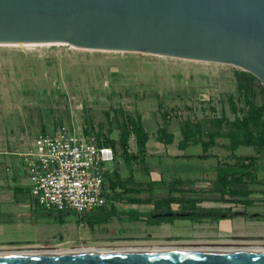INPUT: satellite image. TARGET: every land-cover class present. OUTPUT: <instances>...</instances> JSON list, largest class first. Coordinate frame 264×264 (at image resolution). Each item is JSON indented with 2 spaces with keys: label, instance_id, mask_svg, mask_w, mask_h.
<instances>
[{
  "label": "rangeland",
  "instance_id": "1",
  "mask_svg": "<svg viewBox=\"0 0 264 264\" xmlns=\"http://www.w3.org/2000/svg\"><path fill=\"white\" fill-rule=\"evenodd\" d=\"M240 71L229 64L87 50L65 43L0 44V248L92 250L141 244L185 246L183 241L263 244L264 134L241 132L238 140L250 143L234 145L223 135L209 138L214 126L206 123L224 118L238 124L246 116L249 97L234 80V73ZM253 88L255 101L263 103L257 80ZM137 118L140 130L135 126ZM187 122H199L201 130L196 133L197 143L184 144L182 154L179 124ZM68 123L112 147L115 156L106 182L119 191L120 182L127 188L138 181L151 184L152 194H162L168 181L181 179L193 181L195 191L186 193L188 197L217 194L210 185L221 170L240 175L250 195L262 200L246 206L202 201L195 205L230 207L235 217L195 222L172 217L188 202L178 193H173L176 200L160 221L149 217L158 201L155 197L139 203L128 197L106 206L104 210L120 212L99 222L72 211L41 210L27 196L16 156L5 157L2 152H22L35 136ZM168 133L169 149L158 140ZM143 134L146 140L140 148L136 141ZM133 211L136 221L127 218Z\"/></svg>",
  "mask_w": 264,
  "mask_h": 264
},
{
  "label": "water",
  "instance_id": "2",
  "mask_svg": "<svg viewBox=\"0 0 264 264\" xmlns=\"http://www.w3.org/2000/svg\"><path fill=\"white\" fill-rule=\"evenodd\" d=\"M65 43L229 64L264 94V0H0V44ZM0 250V264H264V246Z\"/></svg>",
  "mask_w": 264,
  "mask_h": 264
},
{
  "label": "built area",
  "instance_id": "3",
  "mask_svg": "<svg viewBox=\"0 0 264 264\" xmlns=\"http://www.w3.org/2000/svg\"><path fill=\"white\" fill-rule=\"evenodd\" d=\"M17 155L29 199L41 210L88 215L118 202L106 182L113 149L72 123L35 136Z\"/></svg>",
  "mask_w": 264,
  "mask_h": 264
},
{
  "label": "trees",
  "instance_id": "4",
  "mask_svg": "<svg viewBox=\"0 0 264 264\" xmlns=\"http://www.w3.org/2000/svg\"><path fill=\"white\" fill-rule=\"evenodd\" d=\"M234 80L236 82L237 88L243 91V95L249 97V111L246 116L242 117L239 120V123L228 121L224 118L208 120V126H214L213 132L209 134V138L217 136H226L230 141L235 145H247L250 142H242L238 140V134L244 132L246 135H252L254 131H261L264 134V120L261 119V113L264 112V102L257 104L254 97V80H256L252 75L247 72L240 71L234 73ZM260 94H263L262 88L260 86ZM141 121L137 118L135 126L138 130L141 129ZM179 132L181 138L178 142V148H182L186 143H197L196 133L201 130V124L197 123H185L179 124ZM221 127H226V132L221 131ZM167 133V132H165ZM146 140L145 134L138 136L136 141L137 147H142ZM164 144L171 142V135L165 134L158 138ZM261 143L264 144V138L261 140ZM107 145V144H106ZM111 147V146H110ZM112 148V147H111ZM241 166V165H238ZM246 167V166H245ZM193 181L191 180H181L174 179L166 183V192L162 194H152L151 193V184L142 183V182H132L127 188L125 184L120 182L118 185L122 188L121 191L113 185H108L111 189V197L116 201H124L123 199L132 197L134 202H148L151 197H155L158 201L153 205L152 212H165L168 211V205L171 201H175L176 197L173 193H178L180 198L187 200L183 206L178 211V214H172V217H181L187 219L188 221L195 222L199 220H219V219H230L235 217V213L230 209V207H201L196 206V203L202 201H216L221 203H230V204H241L249 205L253 201L262 200L261 198H255L250 195L251 190L248 188L247 181L242 179L240 175H235L234 173H226L221 170H217L216 179L210 185L211 192H217V194H199L197 197L192 198L186 196L188 192H194L195 188L191 186ZM141 190H147L145 194L140 193ZM28 196V194H27ZM264 205V203H263ZM120 211L110 210H100L95 211L91 214L84 215L88 216L90 222H99L108 218L114 214H117ZM46 214V213H42ZM61 214V213H58ZM102 215V216H100ZM136 213L133 211V215H130V220H136ZM104 217V218H102ZM162 218H157L155 221H159Z\"/></svg>",
  "mask_w": 264,
  "mask_h": 264
},
{
  "label": "bare ground",
  "instance_id": "5",
  "mask_svg": "<svg viewBox=\"0 0 264 264\" xmlns=\"http://www.w3.org/2000/svg\"><path fill=\"white\" fill-rule=\"evenodd\" d=\"M19 44V43H18ZM21 44V43H20ZM27 44V43H26ZM42 44V43H40ZM44 44V43H43ZM251 246H264V243H253L250 244ZM150 247H179L175 244H165V245H152V246H148V245H135V246H125V247H121V248H150ZM43 247H35V246H23V247H9V248H0V250H19V249H41ZM105 248V247H104ZM121 248H115V249H121ZM57 249V248H56ZM111 249V248H110ZM114 249V248H113ZM58 251H60V249H57Z\"/></svg>",
  "mask_w": 264,
  "mask_h": 264
},
{
  "label": "crops",
  "instance_id": "6",
  "mask_svg": "<svg viewBox=\"0 0 264 264\" xmlns=\"http://www.w3.org/2000/svg\"><path fill=\"white\" fill-rule=\"evenodd\" d=\"M164 145H165L166 147H168L167 149H169V147H171L169 144H164ZM184 148H185V147H184ZM179 152L182 153V154H185V153H184V150H183V147H182V149L179 150ZM2 154H3V156H5V157H6V155H15V156H16V157H15V158H16V161H15V162H17V163L19 164V162H20L19 159H20V158H19V156L17 155V153L14 154L13 152H9V153H7V152L4 153V152H2ZM182 154H181V155H182ZM17 169L19 170V166H18ZM28 197H29V196H28ZM118 202H119V201H118ZM138 206L140 207V206H142V205H141V204H138Z\"/></svg>",
  "mask_w": 264,
  "mask_h": 264
},
{
  "label": "flooded vegetation",
  "instance_id": "7",
  "mask_svg": "<svg viewBox=\"0 0 264 264\" xmlns=\"http://www.w3.org/2000/svg\"><path fill=\"white\" fill-rule=\"evenodd\" d=\"M164 213H165V212L153 213V212L151 211L149 217H150L151 220H155V219H157V218H163V217L166 218L167 216H165ZM130 215H133V213L130 214ZM130 215L127 216L128 219H129ZM137 217H138V216H136V218H137ZM129 220H130V219H129ZM136 220H137V219H136ZM136 220H133V221H136ZM161 220H162V219H161ZM159 221H160V220H159Z\"/></svg>",
  "mask_w": 264,
  "mask_h": 264
}]
</instances>
